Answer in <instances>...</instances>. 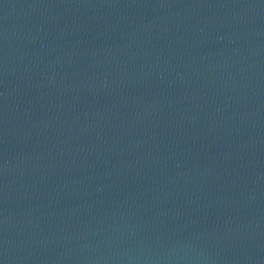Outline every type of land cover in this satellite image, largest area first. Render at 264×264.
Masks as SVG:
<instances>
[{
	"label": "water",
	"instance_id": "obj_1",
	"mask_svg": "<svg viewBox=\"0 0 264 264\" xmlns=\"http://www.w3.org/2000/svg\"><path fill=\"white\" fill-rule=\"evenodd\" d=\"M0 264H264V0H0Z\"/></svg>",
	"mask_w": 264,
	"mask_h": 264
}]
</instances>
